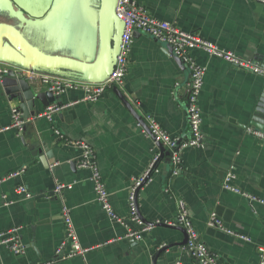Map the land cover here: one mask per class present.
Instances as JSON below:
<instances>
[{
	"label": "crops",
	"instance_id": "0c3cea01",
	"mask_svg": "<svg viewBox=\"0 0 264 264\" xmlns=\"http://www.w3.org/2000/svg\"><path fill=\"white\" fill-rule=\"evenodd\" d=\"M136 2L150 16L198 34L264 68L263 2ZM0 21L17 24L5 18ZM88 49L85 53L86 49L73 51L72 56L95 58L97 39ZM190 55L205 67L199 95L203 138L199 146L181 150L175 171L136 116L147 125L146 116L150 115L164 132L186 140L190 136L185 112L189 70L151 36L134 32L121 85L109 86L96 99L83 101L86 81L71 78L76 83L59 94L64 107L51 120L31 117L24 132L10 126L11 107L19 108L18 102L9 101L0 88V232L15 228L23 246L20 255L1 246L0 264L54 259L56 248L66 238L63 207L68 209L79 244L89 250L54 264H153L158 250L184 238L182 231L164 226L182 227L174 223L180 200L186 205L198 240L221 264H261L264 204L223 188L222 180L231 173L236 186L264 198V140L247 132L248 127L261 129L253 124L252 116L257 114L264 75L234 67L199 48L191 49ZM66 76L62 77L70 78ZM31 86L36 93L46 89L40 81ZM35 104L40 112L44 109L39 100ZM67 140L84 141L94 149L110 204L123 223L112 220L97 203L90 171L77 166L80 150ZM155 155V169L135 197L136 211L143 218L137 215L139 222L131 219L129 195L133 182L144 174ZM15 172L19 173L8 177ZM57 185L63 186L59 192L55 191ZM19 186L31 197L19 192ZM213 211L226 228L248 239L209 228ZM143 226L148 228L139 240L127 236L129 230L139 231ZM70 248L68 243L64 250ZM193 261L185 245L161 251L156 258V264Z\"/></svg>",
	"mask_w": 264,
	"mask_h": 264
},
{
	"label": "built area",
	"instance_id": "2783aa9c",
	"mask_svg": "<svg viewBox=\"0 0 264 264\" xmlns=\"http://www.w3.org/2000/svg\"><path fill=\"white\" fill-rule=\"evenodd\" d=\"M259 1L264 3V0ZM115 11L117 17L124 23L115 61L112 65L111 71L103 80L99 82H83L85 94L80 100H94L102 92H104L107 87L119 86L123 83L127 72L128 55L134 32L139 31L161 42L171 44L175 54L183 60L189 70V81L186 86L187 101L185 112L190 136L186 140H180L177 137L169 135L158 126L155 119L150 115L146 116V123L153 135L154 141L161 143L170 152L169 157L171 165L173 167V171H175L179 164L181 150L187 147L199 146L203 138V133L201 131L202 112L199 106V95L204 82L205 67L201 66L193 59L190 55V50L194 48L202 49L210 55L226 60L234 67L250 70L251 72L258 74L264 75V68L251 60L243 59L231 51L224 50L216 44L204 40L198 34L186 32L171 22L159 20L150 16L145 8L138 4L136 0H117ZM9 69H13L17 74L24 75L30 84H35L37 81H40L43 85H45L46 89L53 92L55 95H59L65 87H71L74 83H76V81L71 79L34 71L30 68L11 66L8 63L0 61V73H6ZM62 105L63 104H50L46 106L36 117L44 116L51 120L52 115L64 107ZM11 116L12 122L10 126L15 127L18 131H21L25 121L22 120V114L19 109L11 107ZM247 132L255 136L257 139L264 140V130L262 129L248 127ZM66 142L80 150V155L76 163L79 168H86L90 171V179L93 183L95 200L97 203L100 204L112 220L123 223L122 218L113 211L110 204L109 193L100 173L94 149L84 141L67 140ZM157 160L158 155H155L144 174L135 179L132 184L129 195V208L130 216L133 220L139 221L134 201V190L146 177L149 178V173L155 169V163ZM18 173L19 172L12 173L8 177L15 176ZM233 178V174L227 173L222 180L223 188L240 194L248 200L264 204L263 197L240 189L233 183ZM62 187V185H57L55 191L59 192ZM18 191L23 193L25 197H31L30 192L24 186H19ZM177 206V215L174 223L182 226L186 232L187 242L185 246L194 258L192 264H221L219 258L210 252L206 246L198 240V233L188 216V211L184 202L181 200L177 201ZM62 212L64 215L66 232L64 242L56 248L54 252V259L38 261L33 264H54L59 260L71 258L77 254L84 255L85 252L89 250V248L82 247L79 244L75 229L69 218L68 209L63 207ZM207 223L210 226H216V228L226 233L236 235L245 240L248 239L247 237L234 233L226 228L215 211L210 213ZM147 228L148 227L143 226L139 231L129 230L127 236L139 240L142 237V233L147 230ZM68 243L71 244V248L65 251L64 247ZM1 246H5L17 255L23 254V246L20 243L15 228H11L5 232H0V247ZM259 253L262 258L261 264H263L264 245L259 247Z\"/></svg>",
	"mask_w": 264,
	"mask_h": 264
},
{
	"label": "water",
	"instance_id": "95a60500",
	"mask_svg": "<svg viewBox=\"0 0 264 264\" xmlns=\"http://www.w3.org/2000/svg\"><path fill=\"white\" fill-rule=\"evenodd\" d=\"M2 1H7L11 4V7H13L14 12H12V16L17 19V24L15 25L9 22L0 21L1 62L8 63L11 66L30 68L34 71H39L59 77L69 75V79H82L83 81L88 82H99L103 80L111 71L118 52L120 38L124 28L123 21L116 15L115 10L117 0H99L96 35L99 49L96 57L92 60H84L63 53H52V51L45 50L32 43L26 38L22 31V29L30 30V28H32L30 26L32 24L29 22V19L47 20L45 17L50 15H57L58 19H60V14H64L63 19H61V24H63L67 30L71 31L76 29L78 32L81 30L86 34H90V32H88L89 29H86L89 27L90 23L88 22V19L85 15V8L90 9L91 5L95 6V3H93L92 0H44V3L38 9L33 8L25 0ZM72 3H76L81 6L79 16H85V21L83 23L78 21L79 18L77 16H73L74 20L71 19L72 15L69 13L67 5ZM9 12L11 13L10 9ZM64 18L67 19L66 23L63 21ZM70 21H74L75 24L69 23ZM53 22L56 24L55 21ZM33 26L37 29L38 24L36 21L33 23ZM40 26L45 25L40 24ZM162 44L168 50V52L174 56L180 65L185 64L183 60L175 54L171 44L167 42H162ZM262 66H264V64H262ZM0 88L2 89L3 93L8 96L9 101L15 100L18 102V109L22 112L21 118L25 121L21 129L23 132L26 125L30 124L28 122L31 117H36L40 113V109L36 107L35 100H39L41 106L44 108L53 103L58 105L61 104L59 95L53 94V92L49 91L48 89L36 93L25 77L21 74H17L13 69H9L6 73H0ZM115 90L116 94L124 102V104L127 107H130L129 104L121 97L120 91L118 89ZM255 111L257 114L252 116V122L254 125L264 130V86ZM136 118L138 121H140L147 133L153 138V135L143 120L138 116H136ZM21 135L22 134L20 133V136ZM156 143L160 150L166 154V162L171 164L169 157L170 152L161 143ZM48 154L49 153H47V155ZM147 178L148 177H146L134 190V201L137 192L147 181ZM137 215L143 219L138 213V210ZM143 222L146 223V225H152V223L146 222L145 220H143ZM164 226L169 228H177L183 232L184 238L180 242H171L170 244L158 250L153 256V264H156V258L161 251H166L171 247L185 245L187 242V235L183 227L168 226L166 224ZM209 228L214 230L217 229L215 226H209ZM220 232L225 235L224 232Z\"/></svg>",
	"mask_w": 264,
	"mask_h": 264
},
{
	"label": "rangeland",
	"instance_id": "374dc122",
	"mask_svg": "<svg viewBox=\"0 0 264 264\" xmlns=\"http://www.w3.org/2000/svg\"><path fill=\"white\" fill-rule=\"evenodd\" d=\"M95 3V6L91 5V8H85V15L88 19L89 29L88 32L90 34H84L83 31L67 30L66 27L61 24L64 14H60L61 18L58 19L57 15H50L45 17L47 20H34L29 19L32 25V28L25 29L23 31L24 35L28 40H30L35 45L39 46L48 51H52L54 53H65L69 55H73V51H77L79 49H86L83 53L89 52V47L91 48L96 42L97 35V24H98V4L99 0H92ZM11 10V13L9 12ZM12 12H14L13 7L7 1L0 0V19H6L8 21L17 23V19L12 16ZM63 12V11H62ZM37 22V29L33 26L34 22ZM56 24H54V22ZM60 21V22H59ZM40 24H44L45 26H40Z\"/></svg>",
	"mask_w": 264,
	"mask_h": 264
},
{
	"label": "flooded vegetation",
	"instance_id": "af4514ba",
	"mask_svg": "<svg viewBox=\"0 0 264 264\" xmlns=\"http://www.w3.org/2000/svg\"><path fill=\"white\" fill-rule=\"evenodd\" d=\"M26 2H28L33 8L35 9H38L41 7V5L44 3V0H25ZM69 13H70V10H69ZM79 18V22L80 23H83L85 21V16L84 15H80V16H77ZM71 19L74 20L73 16H71ZM65 23L67 22V19L64 18L63 20ZM69 23H72V24H75L74 21H70ZM85 34V32H84Z\"/></svg>",
	"mask_w": 264,
	"mask_h": 264
},
{
	"label": "snow or ice",
	"instance_id": "6c2138e0",
	"mask_svg": "<svg viewBox=\"0 0 264 264\" xmlns=\"http://www.w3.org/2000/svg\"><path fill=\"white\" fill-rule=\"evenodd\" d=\"M67 8L70 10V14L72 16H79L81 10V6L79 4L72 3L67 5Z\"/></svg>",
	"mask_w": 264,
	"mask_h": 264
}]
</instances>
